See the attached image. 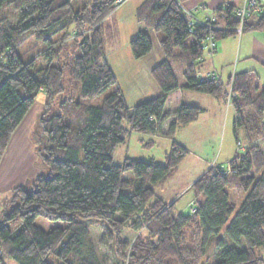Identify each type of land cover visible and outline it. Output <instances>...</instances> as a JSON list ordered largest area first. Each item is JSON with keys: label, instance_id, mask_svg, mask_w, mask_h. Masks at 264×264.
Wrapping results in <instances>:
<instances>
[{"label": "trees", "instance_id": "1", "mask_svg": "<svg viewBox=\"0 0 264 264\" xmlns=\"http://www.w3.org/2000/svg\"><path fill=\"white\" fill-rule=\"evenodd\" d=\"M181 4L145 0L138 8V23L162 33L165 58L151 70L160 93L129 106L103 46L101 24L116 9L115 0H0V10L15 15L13 21L0 17V158L36 95L44 94L39 173L11 188L0 206V264H104L88 222L103 226L122 264H264V90L250 95L247 72L232 78L234 131L244 127L246 145L229 161V172L213 165L192 182L188 215L175 213L174 202L156 192L185 148L172 142L164 161L125 157L112 163L131 131L171 138L178 125L201 113L187 103L165 111L167 97L178 89L170 62L175 49L188 61L182 88L225 94L222 84L197 80L195 66L209 35L214 42L236 35L235 5L215 8L213 28L195 24L189 31ZM247 31L264 33V6L246 16L241 33ZM29 40L35 52L22 50ZM129 49L135 59L147 55L149 33L139 30ZM107 90L99 104L90 102ZM231 191L240 194L238 204ZM38 218L62 225L45 230ZM213 242V255H206Z\"/></svg>", "mask_w": 264, "mask_h": 264}, {"label": "crops", "instance_id": "2", "mask_svg": "<svg viewBox=\"0 0 264 264\" xmlns=\"http://www.w3.org/2000/svg\"><path fill=\"white\" fill-rule=\"evenodd\" d=\"M144 2L145 0H126L122 4V10H119L118 12V20H120L122 16L121 14H128L132 17V22H129V33L123 44L124 55L122 56L125 57L127 61L125 65L130 68L127 73L129 81L126 80L128 84L126 86L135 91L133 97L131 98V96L125 95V92H123L119 84H117L123 94L126 104L129 106L157 96L160 93V88L154 80L151 70L156 64L165 58V55L160 47L161 34L154 32L152 29L145 28L141 23H138L136 19L137 10ZM235 2H237V0H182V5L188 9L198 8L196 13L201 17L207 11L203 12L199 6L203 5L206 6L207 10H212L225 5L226 3L235 5ZM124 9H127V11H123ZM114 14H112V16ZM106 18L101 26L107 21V19H109ZM110 21L114 28H116L117 24H115L113 18ZM142 29L149 33L152 42V49L147 55L135 59L131 55L129 41L139 30ZM234 36L231 35L215 41V52L212 55L208 54V51L204 46L202 57L198 59L195 68L196 72H206L212 69L216 70L223 90L233 76L239 73H248L249 71L254 70L252 68H256L258 65L264 73V33L260 31H247L241 33L238 39ZM125 46H127V49ZM120 49L119 46H111L108 49H105L106 61L114 72V75L116 74L113 66L122 67V63L118 62V57L121 56V53L119 52ZM109 54H112L113 61H109ZM182 55L183 53L179 49H175L174 56L170 59L172 70L178 83V89L167 97L165 101V111L168 113L172 112L180 103H187L200 107L202 110L197 119L186 125H178L175 132L180 127H188L190 131L199 130V135L193 133L192 140L196 143V140L198 139V144L203 145L202 139L206 138V132H213L219 128L222 98L220 96L194 92L182 88L185 84L182 70L188 63L186 57ZM116 59H118V61ZM233 61H235V67L231 70L230 65ZM176 74L181 76V82L177 79L178 75L176 76ZM138 85L143 86V88L137 87ZM262 90H264V85ZM43 111L44 94L40 92L36 95L22 120L9 137L4 152L0 158V206L7 201L11 188L16 185H23L30 182L35 175L39 173V168L36 163V150L38 146L37 138L40 136L38 120ZM208 114L211 117L203 119V117ZM172 121L173 117L166 119L162 125L163 130H165ZM152 136L159 137L157 135ZM245 140L247 142L246 138ZM205 171V169H202L200 172L203 173ZM156 192L168 204L175 202V197L178 195V193H176L166 199L163 195V189H160L159 187ZM190 202L191 200L189 201V204Z\"/></svg>", "mask_w": 264, "mask_h": 264}, {"label": "rangeland", "instance_id": "3", "mask_svg": "<svg viewBox=\"0 0 264 264\" xmlns=\"http://www.w3.org/2000/svg\"><path fill=\"white\" fill-rule=\"evenodd\" d=\"M240 4H242V0H237V2H235V5L237 6H240ZM122 6L123 5L116 7L111 15L107 17L109 19L106 18L107 21L103 23L101 28L103 33L102 36L104 49H108L111 46H119L121 48L119 50L121 53V56L118 57L119 61L118 59L116 60L122 63V67L113 66L116 74V83L119 84L120 88L123 90V92H125V95L131 96L132 98L133 94H135V91L133 89L127 88L126 86L128 85L126 80L129 81L127 73L130 68L125 65L127 61L125 57L122 56L124 55L123 44L125 43V39L129 33V22H132V17L128 14H121L122 16L120 20H118V12L119 10H122ZM123 11L126 12L127 9H124ZM112 14L114 15L112 16ZM2 16L10 17L11 21H13L15 17V15L8 8L0 10V17ZM112 18L115 24H117L116 28H114V26L111 24L110 20ZM158 33L162 34L161 32ZM239 36L235 35L234 37L238 39ZM125 47L127 49V46ZM22 50L26 53L35 52V48H33V41L29 40L26 42L22 46ZM108 58L109 61H113L112 54H109ZM234 67L235 61H233V63L230 65L231 70ZM252 69L254 70L248 72L246 83L249 87L250 95L256 97L259 95L257 93H260L263 88L264 73L262 72L263 70L260 69L259 65ZM177 75L178 74H176V76ZM177 79L180 82L182 81L180 75L177 76ZM137 87L143 88V86L140 85ZM109 91L110 90L105 91L102 95L90 102L93 104H99L103 96L109 93ZM72 93L74 94L73 91ZM62 94H66V92ZM62 94L58 97H62ZM220 97L222 98V106L220 111L221 118L219 128L213 132H206V138L202 139L203 145L198 144V139L196 140V143L194 140H192L193 133H197L199 135L200 131H190L188 127H180L176 130V132H174L171 138H167L165 136H159L157 138L150 134L131 131L126 138V142L116 146L112 156V163L121 164L123 163L125 157L164 161L165 153L169 151L172 142H175L185 148L187 151L186 156L180 162L176 171L160 186V189H163V195L166 199L178 193V195L175 197L176 201L173 204L174 212L188 215L190 212L189 201L193 200V190L191 189V184L199 175H201L202 172L200 171H202V169L207 170L213 165L226 167L232 158L235 156H240L242 149L246 145L244 127L237 126V129L234 131L233 124L235 119V109L232 103L230 105L227 104L225 100V94ZM209 114L203 117V119L210 118L211 116H209ZM39 134L40 136L42 134L40 129ZM40 136L37 138L38 146L40 145L39 149L42 147V144H40ZM230 195L233 197V203L238 204L240 201V194L237 195L235 192L231 191ZM36 224L45 230L62 225L61 222L49 221L43 218H38L36 220ZM87 226L100 261H102L104 264H122L121 261L115 258L112 250L109 249V240L104 234L103 226L92 222H88ZM213 248L214 242L208 247L206 255H213Z\"/></svg>", "mask_w": 264, "mask_h": 264}, {"label": "built area", "instance_id": "4", "mask_svg": "<svg viewBox=\"0 0 264 264\" xmlns=\"http://www.w3.org/2000/svg\"><path fill=\"white\" fill-rule=\"evenodd\" d=\"M126 0H115L116 6L122 5ZM231 1V0H230ZM181 9L188 15L187 26L189 31L192 30V27L195 24H199L202 26H206L208 29L214 27L213 23L218 19V15L214 12L215 9L207 10L206 6H199V8L205 12L201 17L196 13L198 8L188 9L187 7L180 5ZM225 5H222L223 7ZM264 6L263 0H242V4L240 6L235 5L233 9V14L238 20V25L234 29L236 35H241L243 22L246 16L249 14L251 10L259 11L261 7ZM220 17H224V13L220 12ZM208 51V54L212 55L215 52V42L213 37L209 35L205 40L204 45ZM195 77L199 81H213L215 85L221 84V81L218 77L216 70H208L206 72L197 71L195 73ZM225 100L228 105H230L233 99L236 96V93L232 89V78L228 81L225 87ZM211 167V166H210ZM224 172H229V166L223 167Z\"/></svg>", "mask_w": 264, "mask_h": 264}]
</instances>
